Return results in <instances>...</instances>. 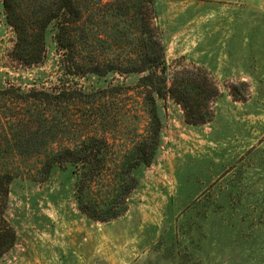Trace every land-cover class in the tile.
I'll list each match as a JSON object with an SVG mask.
<instances>
[{
  "label": "rangeland",
  "instance_id": "obj_1",
  "mask_svg": "<svg viewBox=\"0 0 264 264\" xmlns=\"http://www.w3.org/2000/svg\"><path fill=\"white\" fill-rule=\"evenodd\" d=\"M67 1L17 0L25 60L0 1V264H264V0ZM89 137L105 163L53 160Z\"/></svg>",
  "mask_w": 264,
  "mask_h": 264
},
{
  "label": "trees",
  "instance_id": "obj_2",
  "mask_svg": "<svg viewBox=\"0 0 264 264\" xmlns=\"http://www.w3.org/2000/svg\"><path fill=\"white\" fill-rule=\"evenodd\" d=\"M2 2L3 7L5 8V11L7 13V18L9 23L17 30L19 35V42H17V46L21 47V51H19V54L21 58L25 60V56L22 55L25 51L24 45H31L30 39L28 36V30L26 26V21L24 20V16L22 13L19 12V7L17 4V0H0ZM152 1V0H149ZM67 6L73 11V1H67ZM147 26V24H146ZM155 45H159L157 42L153 43ZM163 55H159L156 58H147V63H150V66H145L144 70L151 68H159L160 64H163L161 61V58ZM41 59V55H37V57H33L31 59H28V63H35L38 62ZM164 68V67H163ZM155 72V71H154ZM179 88H174L170 90L171 96L175 98V100L182 104L183 108L185 109L187 121L190 123H199L198 120L200 118V112L195 110L194 105L190 103L189 100V94L187 92H183L178 90ZM76 150L71 151L70 149L60 151L58 153H53L54 157L53 160L55 162H62V161H69V162H80L82 163V166L85 164H92L95 161L97 162H103L105 163V156L106 154L103 152V149H107L108 143L103 142L102 140L98 138L89 137V139L84 140L81 145H79ZM143 157L138 158L130 167H126L124 169L125 163L129 162V157L124 156L121 166V172L120 174L124 175L122 177V182L126 181L132 182V186L128 185L125 187H122L119 191V193L115 196L117 197L116 200H111L109 203H101L98 201H94L92 199H89L88 195L85 194V190L89 187L88 182H90L93 175H98L99 171L103 167H91L86 174V176L80 181L81 182V188H80V195H79V203L81 205V208L86 212L90 217L92 218H99L101 220H110L112 218H115L119 216L126 207H119L121 206V201L125 202V198L127 197V194L134 188L135 185V179L131 175V170L136 166L137 164L141 162H145ZM136 164V165H135ZM81 166V167H82ZM83 174V173H82ZM10 181L11 176L8 173H0V213L2 212L1 208L4 207L6 199L10 193ZM101 203V205H100ZM91 204L94 205V208L91 209ZM109 205V207H105L106 205ZM11 232V230H10ZM15 241V236L10 237L8 239V243L6 245L0 244V255L4 252L5 249L10 247Z\"/></svg>",
  "mask_w": 264,
  "mask_h": 264
}]
</instances>
